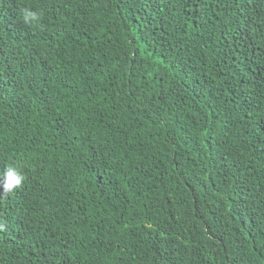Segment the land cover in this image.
<instances>
[{
    "label": "trees",
    "instance_id": "1",
    "mask_svg": "<svg viewBox=\"0 0 264 264\" xmlns=\"http://www.w3.org/2000/svg\"><path fill=\"white\" fill-rule=\"evenodd\" d=\"M8 167L0 264H264V0H0Z\"/></svg>",
    "mask_w": 264,
    "mask_h": 264
},
{
    "label": "clouds",
    "instance_id": "2",
    "mask_svg": "<svg viewBox=\"0 0 264 264\" xmlns=\"http://www.w3.org/2000/svg\"><path fill=\"white\" fill-rule=\"evenodd\" d=\"M22 19L25 24H40L42 19V13L34 11L29 8L21 10ZM26 175L15 167H8L0 175V193L12 192L20 187L25 181ZM3 225H0V229Z\"/></svg>",
    "mask_w": 264,
    "mask_h": 264
}]
</instances>
